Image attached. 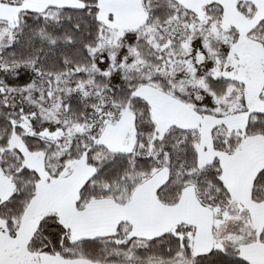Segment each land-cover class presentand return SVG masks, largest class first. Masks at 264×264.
<instances>
[{"label":"snow or ice","instance_id":"1","mask_svg":"<svg viewBox=\"0 0 264 264\" xmlns=\"http://www.w3.org/2000/svg\"><path fill=\"white\" fill-rule=\"evenodd\" d=\"M0 264H264V0H0Z\"/></svg>","mask_w":264,"mask_h":264}]
</instances>
